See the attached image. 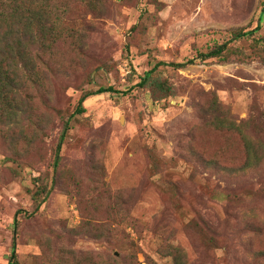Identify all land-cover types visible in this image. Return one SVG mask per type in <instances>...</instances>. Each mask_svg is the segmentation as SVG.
Wrapping results in <instances>:
<instances>
[{"label": "rangeland", "instance_id": "1", "mask_svg": "<svg viewBox=\"0 0 264 264\" xmlns=\"http://www.w3.org/2000/svg\"><path fill=\"white\" fill-rule=\"evenodd\" d=\"M60 3L75 39L0 129V264L13 247L17 264H175L172 247L186 264H264V159L239 169L245 137L264 147V0ZM259 25L230 44L244 61L156 67Z\"/></svg>", "mask_w": 264, "mask_h": 264}, {"label": "trees", "instance_id": "2", "mask_svg": "<svg viewBox=\"0 0 264 264\" xmlns=\"http://www.w3.org/2000/svg\"><path fill=\"white\" fill-rule=\"evenodd\" d=\"M75 1L84 3L89 9L97 8L98 0H67V2ZM60 2L61 0H0V129L2 126L9 127L22 122L24 102L21 101L22 99L20 102L17 101L19 93H22L28 84L39 85L41 81L45 80L52 73L49 58L53 55L55 47L63 40L75 39L76 31L65 26L66 20L69 19V11L68 9L62 10ZM96 11L94 10V12ZM261 28L259 25L250 31H232V39L221 45H216L207 53H201L184 63L165 64L161 62L156 67L169 66L180 69L194 65L200 60L228 61L234 55L238 56L239 61H244L250 56L245 57L243 52L230 47V44L234 41L253 38ZM254 48L260 54L259 59L264 64V36L257 40ZM77 50L82 52V47L78 46ZM151 75L152 71L146 73L141 84H145ZM108 92L115 91L109 87L87 93L79 100L75 114L85 113L86 109L83 103L88 97ZM69 129L68 121L60 135L55 168L60 162V152ZM244 140L246 158L242 168H239L241 172L247 168L259 166L264 159V147L257 148L255 141L253 142L249 137H245ZM251 223L253 222H247V227H253L254 224ZM209 229L211 231L210 226ZM170 254L173 256L175 264H186L184 252L179 247H172ZM259 255L264 263V252ZM15 258V247H13L10 264H17Z\"/></svg>", "mask_w": 264, "mask_h": 264}]
</instances>
